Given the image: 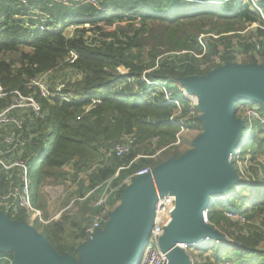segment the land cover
<instances>
[{
    "label": "trees",
    "instance_id": "16d2710c",
    "mask_svg": "<svg viewBox=\"0 0 264 264\" xmlns=\"http://www.w3.org/2000/svg\"><path fill=\"white\" fill-rule=\"evenodd\" d=\"M228 1L232 0H175V3L170 4L171 8L165 11L161 7L164 0H136L132 9H114L116 13H112L110 9L100 10L90 5L73 7L46 0L42 4L43 10L64 8L69 14L60 29L49 31L37 28L40 24L58 25L48 22L49 17L35 25L23 18L27 16V10L23 8L26 2L23 0H0V112L10 107L19 93L33 96L42 112L37 115L31 107H27V111L36 117L33 122L36 135H32L33 138L27 142L23 155L27 159L31 153L37 152L30 161L29 169L32 205L42 211L43 217L48 220L50 213L43 199V186L49 181L63 183L64 178L69 175L75 181L74 184L78 183V190L75 192L78 196H75L73 205L69 206L71 199L66 198L62 213L57 219H50L48 223L41 222L44 226L42 234L60 254H70L77 259L80 254L78 246L88 238L93 214L100 210L92 209L90 203L92 199L98 198L94 197V193L99 192L100 195L101 191L96 190L90 198L86 197L91 190L113 177L121 167L129 166L119 171L114 179L116 186L139 168L150 166L154 169L165 161L177 159L184 154L180 146L174 145L179 127L170 117L175 106L171 103H159L157 100L142 101L129 86L117 91V85L125 79L118 67L125 66L130 75H141L158 64L147 75L151 79L167 80L174 85L182 77L206 75L218 67L219 64L213 63L215 55H220L222 64L235 59L232 52L245 54L250 50L248 53H253L258 50L259 45L261 52L258 54L264 57V22L244 0H235L239 4L224 9L221 5ZM261 5L264 7V0H261ZM102 6L106 7V0H102ZM120 10L140 16V24L136 25L133 20H128L125 25L120 24L123 19L117 13ZM80 11L84 17L72 16V12L79 14ZM255 22L260 26L247 36L236 34L235 37L239 36V39L234 44V36L225 35L228 32L243 31ZM72 24H76L75 29L72 33H67L66 30ZM205 31L221 36L212 39L208 53L198 58L194 54L202 53L198 36ZM252 38L255 41H251ZM220 42L225 47L221 54L218 45ZM183 51L187 52L165 55ZM71 52L77 55L72 64L65 61ZM254 62V58L244 61ZM67 70L80 76L75 77ZM48 71L56 73L54 80L63 79L66 82L65 92L80 100L66 102L58 95L53 99L43 96L40 88L33 85L32 81ZM52 90L55 91L54 88ZM92 97H100L101 102L85 112ZM183 102L186 114L191 105L187 100ZM22 110L14 109V114L21 115ZM244 121H247L249 127V118H244ZM26 125L24 121L23 132ZM191 126L202 130L203 122L197 118L196 123ZM257 129L261 131L257 132ZM132 132L138 137L132 151L122 157L106 158L108 141L123 133ZM263 133V126L254 123L251 131H247L241 139L242 145L247 147L241 150L236 147L234 155L239 183L230 188L228 199L215 201L217 210L210 209L211 221L230 235L232 240L240 243L239 246L230 242L202 244L208 247L212 245L211 252L215 256L213 263L228 259L235 264H264V248L261 247L264 240ZM43 136L45 138L41 141ZM154 136H159V140L153 142ZM100 158L104 162L103 166L88 170ZM238 159L246 160L242 168L237 164ZM70 163L74 165L71 173L63 170ZM1 173L9 179L10 173L0 170ZM8 179L7 184H11L12 181ZM16 182L14 179L13 183ZM7 184L2 187L6 189ZM127 186L123 184L120 187L113 203L121 199ZM2 187L0 184V190ZM244 207L250 223L238 225L248 226L258 232H238L235 235L221 221L237 224L225 219V211H239ZM4 212L11 222L29 219L25 209H19L17 213L11 210ZM5 256L13 258L14 251L0 250V264H6L3 258ZM199 257L200 255L196 256L197 264Z\"/></svg>",
    "mask_w": 264,
    "mask_h": 264
},
{
    "label": "water",
    "instance_id": "95a60500",
    "mask_svg": "<svg viewBox=\"0 0 264 264\" xmlns=\"http://www.w3.org/2000/svg\"><path fill=\"white\" fill-rule=\"evenodd\" d=\"M180 81L198 97L204 131L195 139L193 149L126 187L106 224L109 235L96 239L86 250V263L60 254L33 224L11 222L3 212L0 250L14 251L16 264H136L151 236L158 195L170 192L176 195L173 222L159 241L170 264H191L178 242L200 241L206 234L220 237L204 223L202 211L212 207V194L239 180L234 155L245 123L236 116L235 100L245 97L264 105V64L228 62L206 75H190ZM82 248L78 246L79 253Z\"/></svg>",
    "mask_w": 264,
    "mask_h": 264
},
{
    "label": "built area",
    "instance_id": "2783aa9c",
    "mask_svg": "<svg viewBox=\"0 0 264 264\" xmlns=\"http://www.w3.org/2000/svg\"><path fill=\"white\" fill-rule=\"evenodd\" d=\"M23 1L26 2V0ZM53 1L65 6L79 7L81 5H90L100 10H106L102 6V0H53ZM244 2L250 4V8L255 12H257L261 20L264 22V7L261 5V0H244ZM110 11L112 13H116V11L113 10ZM117 13L123 16V19L120 22V24L122 25H125L128 20L136 21V25H139L142 20L140 16L134 13L126 12L125 10H120ZM75 25L76 24L70 25V27L67 30L68 33H72L73 29H75ZM86 26L89 27V24H86ZM248 26L255 27V29L247 33L245 32L247 30L246 28L245 30L240 31L241 33L239 32V34H241L242 36H247L251 32H254L256 28L259 27L260 25L257 22H255L249 24ZM60 27H61L60 25L47 26L45 24H40L37 26L38 29L40 28L49 31L60 29ZM262 27L264 28V25ZM90 34L93 35L92 32ZM220 36L221 35H218L210 31H205L201 33L198 36V41L202 47V53L201 54L194 53L196 57L201 58L204 55H206L209 51V46L212 39L213 40L218 39L220 38ZM236 38L237 39H232L233 44L237 42L239 36ZM250 40L255 41V38H252ZM218 45L221 54L225 51V47L223 44H221V42ZM259 47L260 46L257 45L258 50ZM258 50L256 51L254 50L253 53L259 55ZM186 52L187 51L171 52V53H166L165 55L181 54ZM232 55L235 56V59L230 62L243 63L239 61L238 58L239 56L241 57L242 55L244 56V54L240 52H232ZM215 56L217 62L219 63L216 62L215 58H213V60L217 64L219 65L225 64V63L220 64L221 63L220 55H215ZM76 58L77 55L74 52H71L65 61L72 64L74 63ZM157 67L158 64H156V66L152 68L145 70L141 75H130L128 68H126L125 66L118 67L119 73L125 76V79L117 85L116 90L121 91L129 86L136 92V96L139 97L142 101L147 102L150 100H157L159 103L173 104L175 106V111L171 115L170 120L174 122L180 129L179 133L177 134V142H175V144H179V142H181L180 139L181 133L184 132L185 129L187 130L195 129L192 128L191 125H194L196 123L197 118L201 120L200 117L202 112L200 111L198 106V97L195 94L191 93L182 84L180 80L178 83L172 85L167 80L163 81L158 79L157 80L151 79L147 74L148 72L154 70ZM67 71L70 72V74H72L71 71L69 70ZM65 74L66 72L63 75ZM72 75L75 77L80 76V74L75 72ZM54 76H56V73L54 71H48L42 73L40 76L36 77L32 81V84L38 86L41 90L42 95L45 96L46 98L53 99L56 95H58L66 102H71L73 100H80V98L74 97V95H72L71 93L65 92L64 88L66 87V82L63 81V79L54 80ZM52 88H54L55 91H53ZM177 92H179V94H177ZM0 96H2L1 87H0ZM183 100L189 101L191 105L190 110L187 111L186 114L184 113L185 106ZM90 102L91 103L85 107V112L89 111L97 104H99L101 102V98L92 97ZM27 107H31V109H33L37 115L42 114L40 105L36 102L33 96H23L20 93L18 98L15 99L14 103L10 107L0 112V131H5L3 142L0 143V170H4L8 172L12 176L14 174V169H18L21 180L20 183L17 185L13 183L8 193L6 194L0 193V210L3 213H5L4 211L7 212L10 210L17 213L19 209H25L29 215L33 216L34 220L36 218H39L42 222L47 223L49 221L43 220L41 212L38 209H36L31 202L29 169L31 163L30 161L32 158L36 156L37 152L31 153V155L28 156L27 159H24V157L22 156L23 159L20 158L15 162H13L12 160L13 156H16L18 152L24 154L27 147V140L22 135V132L24 130V120L20 117V114H14V109H23L22 113H25L28 110ZM236 116L238 118H241L243 121L244 118H249L248 132H250L251 129L253 128L254 123L263 126V130H264V105L258 102L253 104L241 105L240 107H236ZM259 130L260 129H257V132L261 131ZM259 135L261 134L259 133ZM243 137L244 134L242 133L241 139ZM158 139H159L158 137H155L154 142H156ZM136 142H137V136L134 132L125 134L121 139L111 142L106 147L105 149L106 158H108L109 156L122 157L128 154L135 147ZM247 157L248 156H246V158ZM243 161L245 165L246 160ZM132 163L133 162H131V164ZM103 164L104 162L100 158L97 161H95V164H93L88 170L92 171L96 167L103 166ZM127 167L119 168L117 173L113 177L103 181L95 189L91 190V192L86 196L90 198L91 194L94 191L101 190L98 198L92 199L90 203L92 209L99 208L100 210L99 212L93 214L92 226L89 229L88 234H93L95 230L99 229L104 224L106 225L109 222L112 211H114L120 203V199L117 203H113L112 200L117 198L119 189L123 184L129 185L133 181V179L149 174L153 170V168L150 166L139 168L128 178H126L122 184L117 186L114 185V179L119 175V171ZM239 180L237 184L239 183ZM233 185L229 187L227 190L220 192L215 196H212L211 197L212 201L228 199L231 193V191L229 190L230 188L233 187ZM238 188H236V190H238ZM175 208H176V195L174 193L170 192L164 195H160V194L158 195V200L156 202V207H155L156 216H155L151 236L148 243L144 247L139 259L137 260L136 264H170V258L168 256V253L160 247L159 241L165 227L173 222L172 214ZM210 209L211 208H208L202 211L203 221L205 224H208L209 226L217 230L221 236L214 237L212 235L206 234L200 241L178 242L176 244L177 247L183 249L184 252L188 255L191 264H197L196 255L198 254L196 253L195 247L204 244L206 242H215L217 244L230 242L238 246L240 245V243L232 240V237L230 235L222 231L218 226H216L211 221ZM245 211H246V207H244L242 210L239 211H234V210L225 211V215L226 217H229L233 222H237L244 225L250 223V220L248 219V216ZM262 229L264 230V228ZM3 258L6 261V264H16L14 257L11 258L5 256ZM217 264H235V263L232 260L224 259L218 262Z\"/></svg>",
    "mask_w": 264,
    "mask_h": 264
},
{
    "label": "rangeland",
    "instance_id": "374dc122",
    "mask_svg": "<svg viewBox=\"0 0 264 264\" xmlns=\"http://www.w3.org/2000/svg\"><path fill=\"white\" fill-rule=\"evenodd\" d=\"M163 3L164 4L161 7H162L163 10L166 11V10H169L171 8L170 4L175 3V0H164ZM237 4H239V1L232 0V1H228V2H226L224 4H222L221 6L224 9H227V7L228 8L229 7H233V6L237 5ZM112 5L113 6H117L118 5L117 1H114ZM254 29H255V27L248 26L247 30L245 32L249 33L250 31H253ZM67 30H66V32L68 33ZM238 33H239V31H237V32H228V33H225V34H227L228 36L229 35H233L234 37L232 39H237L235 36ZM249 51L250 50H248L247 52H244L245 53L244 56L243 55H242V57L239 56V58H238L239 61L244 63V61H248V60H250V58H254L256 62H260V63L264 64V57L263 56H259L257 54L251 53V52H250L251 53L250 54V53H248ZM260 52L261 51L258 50L259 54H260ZM213 58H215V60H216V56H213ZM216 62H217V60H216ZM216 62L213 60V63H215V64L219 63V62H217V63ZM202 67L204 68L205 64L202 65ZM257 102L258 101H256V100L243 97V98L235 100V106L236 107H240L241 105L252 104V103H257ZM20 117L27 123L25 131L22 132V135L24 134V137L26 138L27 142H30L31 138H33L31 136L34 135V133H36V131H35L36 129L33 128V122L36 120V117H34L33 114L30 111L22 113L20 115ZM244 122H245V128H244L243 134L245 136L247 134V131H248V123H247V121H244ZM179 130H178V133H179ZM203 131H204L203 129L202 130H197V129H188L187 130V129H185V131L182 132L181 135H180L181 142H179V144H175V142H177V134L178 133L176 134V139L174 141V145L180 146V149L184 153H186L187 151H189V150L194 148L195 139ZM4 134H5V131H0V142H2ZM125 134H127V133H123L121 136H119V137H117V138H115V139H113L111 141H108L109 142L108 145L111 142H114L116 140L121 139ZM155 137L159 138V136H154L153 137V142H154V138ZM262 137H264V134L262 135ZM44 138L45 137L43 136L41 141H43ZM137 141H138V137H137ZM139 147L142 148V146H139ZM246 147H247V145H244V146L242 145V141L241 140L237 144V149L238 150L246 149ZM34 150L36 151V149H34ZM23 155H24L23 153L18 152V154L16 156H13V159H12L13 162L17 161L20 158L23 159V157H22ZM140 156H142V155H140ZM237 164L241 168L242 166H244V161L241 160V159H238V163ZM73 168H74L73 163H70L69 165H66L63 170L71 173L73 171ZM234 168H235V165H234ZM69 169L72 170V171H69ZM0 176H1V174H0ZM84 176H85V174H84ZM14 179L17 180V182L14 183L15 185L19 184L20 181H21L18 169H14V174L12 176L9 175L8 181H12V183H13ZM74 183H75V181H73L72 177L69 175V176L64 178L63 183H53V182L49 181L48 183H46L43 186L42 195H43L44 202H46V204H47V210H48V213H50V219H57L60 216V214L62 213V209H63V203H64L66 198H70L71 199V202H70L69 206L73 205L74 201L76 200L75 196H78L77 194H75V192L78 190L77 189L78 183H76V184H74ZM11 184L8 183L7 186H6V189H1L0 193L1 194L8 193L9 190H10ZM214 195H216V194L215 193L212 194V196H214ZM217 209H218V207L216 206V203H215V200H214L213 201V205L211 207V211H214V210H217ZM0 212H1V210H0ZM40 212L42 214V211H40ZM42 218H43L44 221H49L50 220V219L46 220L43 217V215H42ZM225 219L228 222L232 221L229 217H225ZM27 222L29 224H33L41 233L44 232V226L42 225V223H41L42 221L39 218H36L34 220L33 216L29 215V219L27 220ZM221 223L224 224V225L226 224L228 227H230L229 229H231V231L235 235H238V232H241L242 234H243V232H247V231L258 232L255 229L250 228L248 226H246V227L242 226L241 227V225H238L240 223L232 224V225L230 223L225 222V221H221ZM108 235L109 234H108V230H107V226L106 225L100 227L97 230H95L93 232V234H88V238L84 239L81 242L83 248H82V251L80 252V254H79L77 259L79 261H81L82 263H86V261H88V260H86L84 258V254H85L86 250H88V249L93 247L94 243L96 242V239L101 238L103 236L107 237ZM105 237H104V240H105ZM261 247L264 248V240H263V242L261 244ZM211 248H212V245H210L208 247L207 245H202V244L197 246V247H195L196 253L198 254L196 256L200 255L198 264H217V263H213L214 262V258H215L213 253H211V252L207 253L209 251H213Z\"/></svg>",
    "mask_w": 264,
    "mask_h": 264
},
{
    "label": "crops",
    "instance_id": "0c3cea01",
    "mask_svg": "<svg viewBox=\"0 0 264 264\" xmlns=\"http://www.w3.org/2000/svg\"><path fill=\"white\" fill-rule=\"evenodd\" d=\"M45 1L46 0H26V5H24L23 8H25V10H27V16H23V18L26 19L28 22H31L30 24L35 25L37 23H40L45 17H49L48 22L57 23L58 26L62 25V23L65 22V20L69 14H67V12L65 11L64 8H63V10H61L60 8H56L53 11L52 10H50V11L43 10L42 4H44ZM114 1H117V3H118L117 6L112 5ZM135 2H136V0H106V7L107 8L106 7H104V8L110 9V10L132 9L133 4ZM141 5H146V3H141ZM74 15L77 18L84 17V15L82 14L81 11L79 14H76V13L73 14V12H72V16H74ZM69 171H72V170L69 169ZM7 179H8V177H5V175L3 173H1V176H0L1 187H2V185L7 184ZM87 182H88V180H86V183ZM2 189H5V187H2ZM98 196H99V192H95L94 197L96 198ZM80 246H82V244ZM209 252H211V251H209ZM209 252H207V253H209Z\"/></svg>",
    "mask_w": 264,
    "mask_h": 264
},
{
    "label": "bare ground",
    "instance_id": "6f19581e",
    "mask_svg": "<svg viewBox=\"0 0 264 264\" xmlns=\"http://www.w3.org/2000/svg\"><path fill=\"white\" fill-rule=\"evenodd\" d=\"M82 6V5H81Z\"/></svg>",
    "mask_w": 264,
    "mask_h": 264
}]
</instances>
